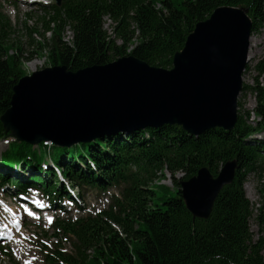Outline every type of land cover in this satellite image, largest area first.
<instances>
[{
	"label": "trees",
	"instance_id": "trees-1",
	"mask_svg": "<svg viewBox=\"0 0 264 264\" xmlns=\"http://www.w3.org/2000/svg\"><path fill=\"white\" fill-rule=\"evenodd\" d=\"M28 4L39 12L32 25H24L31 55L47 52L50 65L72 70L129 54L169 68L195 24L222 5L247 8L252 32L264 23V0ZM1 9L0 5V114L9 106L12 86L25 74L23 49L9 39L13 28ZM31 11L26 12L28 18ZM106 19L109 30L104 27ZM37 35L41 40L34 38ZM255 69L264 73V58ZM242 89L253 94L255 105L244 114L237 109L230 131L212 128L195 136L178 125H162L62 148L11 143L0 156V192L15 197L38 189L51 208L63 209V201L108 195L99 212L61 223L60 228L74 238L72 250L53 249L44 256L46 264H264V202L254 212L244 190L249 175L264 173V78ZM231 159L237 161L234 178L219 192L209 218H193L181 196L180 181L203 166L215 176ZM164 170L172 177L173 190L158 201L155 186H163L156 181L165 177ZM251 221L256 234L250 232ZM4 249L0 246L3 253Z\"/></svg>",
	"mask_w": 264,
	"mask_h": 264
},
{
	"label": "water",
	"instance_id": "water-1",
	"mask_svg": "<svg viewBox=\"0 0 264 264\" xmlns=\"http://www.w3.org/2000/svg\"><path fill=\"white\" fill-rule=\"evenodd\" d=\"M251 31L247 8L222 5L195 24L170 68L130 54L77 70L55 64L32 71L12 86L0 114V143L62 148L162 125L195 136L212 128L230 131L238 119ZM236 169L231 159L215 176L203 166L180 181L193 218H209Z\"/></svg>",
	"mask_w": 264,
	"mask_h": 264
},
{
	"label": "rangeland",
	"instance_id": "rangeland-1",
	"mask_svg": "<svg viewBox=\"0 0 264 264\" xmlns=\"http://www.w3.org/2000/svg\"><path fill=\"white\" fill-rule=\"evenodd\" d=\"M48 2L49 0H45ZM28 0H0V5L2 7L1 12L7 15L11 21V26L13 30L9 35V39L20 43L22 50V68L25 75L31 73L34 70L44 68L49 66V61L47 58V52H39L38 54L31 55L32 47L30 46V38L27 36V30L24 25L27 22V25L30 26L35 22L36 17L39 15V12L34 11L36 6H30ZM31 11V17L28 18L26 12ZM109 20H105L104 27L109 30ZM48 36V33H46ZM36 40H41L39 35L34 37ZM118 44L120 41L117 42ZM134 44H131L128 48V51ZM264 58V23L260 29L253 31L251 33V40L249 45L248 60L245 65L244 71L242 72V84L247 86H252L255 84L256 80L262 82L264 78V73L259 74L255 69V65L261 59ZM36 62L37 65L35 68H30L29 62ZM239 101L240 114H244L246 110H251L255 105V99L253 94L249 90H243L239 93L237 97ZM6 149V144L0 143V156L1 152ZM165 177L160 176L157 179V183L163 184V186H155L157 200L162 199L163 194H172L173 182L170 173L167 170H164ZM176 177H179L180 174L176 173ZM156 184V183H154ZM244 190L247 198L249 199L254 212L263 206L264 202V173L249 175L246 182L244 183ZM10 197L6 194L0 192V225L2 230L5 231L7 226L9 227L11 219L15 217L12 211H17L20 209L15 202L9 199ZM108 198V196H107ZM98 199H95L96 201ZM90 207L91 211H96L103 206L102 203L92 205L89 202V199L86 203ZM10 208V209H9ZM89 210H80L77 207L71 206L69 210L64 213H55L54 224L49 226L50 223L39 222L36 218L30 219V217L25 218L22 228L17 229L15 232L10 233L11 239L0 240L1 245L6 246L3 253L0 250L1 262L3 264H46L44 261V256L46 253H53V249H58L63 252L71 251L72 240L74 239L72 235L66 234L61 228L60 225L62 222H71L83 215H92L88 214ZM34 217L37 213L32 212ZM250 232L256 234L258 229L255 227L254 223L249 222ZM91 251V252H90ZM90 252V253H89ZM10 254V255H9ZM88 254L92 255L93 250H89ZM11 256V257H10Z\"/></svg>",
	"mask_w": 264,
	"mask_h": 264
},
{
	"label": "bare ground",
	"instance_id": "bare-ground-1",
	"mask_svg": "<svg viewBox=\"0 0 264 264\" xmlns=\"http://www.w3.org/2000/svg\"><path fill=\"white\" fill-rule=\"evenodd\" d=\"M250 40H251V37H250ZM28 65H29V67L30 68H35L36 67V65H37V63L36 62H34V61H32V62H29L28 63ZM10 209V208H9ZM19 217H20V219H22V217H23V211L22 210H20V212H19ZM13 225H10L9 226V228L8 229H6V231H4V233L2 232V229H1V227H0V234H7V236H10V234H8L9 232H7L8 230L9 231H15L16 229H17V226L19 225V220H16V221H12L11 222ZM0 226H3V225H0ZM10 238V237H9Z\"/></svg>",
	"mask_w": 264,
	"mask_h": 264
},
{
	"label": "snow or ice",
	"instance_id": "snow-or-ice-1",
	"mask_svg": "<svg viewBox=\"0 0 264 264\" xmlns=\"http://www.w3.org/2000/svg\"><path fill=\"white\" fill-rule=\"evenodd\" d=\"M34 215V214H33ZM49 219H51V218H49Z\"/></svg>",
	"mask_w": 264,
	"mask_h": 264
}]
</instances>
